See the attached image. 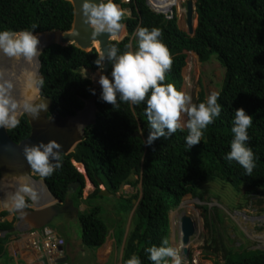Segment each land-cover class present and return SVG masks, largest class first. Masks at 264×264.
Here are the masks:
<instances>
[{
	"label": "trees",
	"instance_id": "trees-1",
	"mask_svg": "<svg viewBox=\"0 0 264 264\" xmlns=\"http://www.w3.org/2000/svg\"><path fill=\"white\" fill-rule=\"evenodd\" d=\"M167 1L159 0L163 4ZM176 1L180 6V1ZM115 2L122 8L131 9V17L123 24L128 34L137 25L161 28L162 39L172 57L164 83H173L182 90L187 52L196 54L200 63L208 62L215 55L225 69L218 98L221 113L203 130L201 142L190 150H186L184 143L186 128L177 129L167 139L158 138L152 146L144 145L143 139L147 135L144 105L121 103L119 108L113 109L98 99L99 88L95 96L94 124L85 128L82 141L71 153L60 156L61 167L44 178L54 198L61 203L71 198L75 207L82 199L85 176L77 171L73 161L83 164L86 176L95 187L84 200L89 205L95 199L108 200L100 194V181L112 197L125 184L137 189L134 186L140 183L137 194L118 201L120 211L127 215L135 207L133 200H138L124 259L135 253L142 264H151L144 248L159 245L162 239L170 243V211L188 194L202 200L198 190L200 184L218 180L230 184L239 193L245 189L247 195L253 193L264 197V0H195L197 26L192 36L179 28L175 16L166 19L153 12L146 0ZM173 5L175 0L169 1L166 11ZM73 21L74 8L68 0H0V29L20 30L36 24L34 34L52 30L67 32ZM123 34L115 38L120 39ZM128 39L113 41L110 45L117 43L122 50ZM98 53L94 48L84 51L75 45L59 44L43 50L39 59L44 84L39 90L41 97L51 99V113L74 116L84 109L86 101L92 99L89 88H93V82L88 76L82 77L84 69L96 71L92 61ZM204 99L202 89L197 103ZM236 108H243L253 117L247 143L257 159L251 176H245L236 162L223 159L229 150L230 122ZM19 120L17 127L8 130L15 143L31 134L27 116L22 115ZM141 129L144 131L140 132ZM134 176L138 179L130 182ZM73 183L79 185L71 193L68 186ZM102 210L101 205L95 204L77 216L82 228V242L91 249L101 247L109 231ZM7 215V211L0 212V219ZM12 226V222L0 221V258L6 254L5 244L9 239V234L2 237L1 232H7ZM211 246L207 245L208 248ZM232 251H227L222 264H264V250L251 249L238 254ZM213 264L219 263L213 261Z\"/></svg>",
	"mask_w": 264,
	"mask_h": 264
},
{
	"label": "clouds",
	"instance_id": "clouds-1",
	"mask_svg": "<svg viewBox=\"0 0 264 264\" xmlns=\"http://www.w3.org/2000/svg\"><path fill=\"white\" fill-rule=\"evenodd\" d=\"M130 1L125 2L123 0L122 2L130 3ZM120 6L115 0H81L79 12L82 21L92 29L93 36L106 33L108 36L115 37L121 30L122 24H127V22L121 23L125 10ZM147 6L153 12L162 14L165 17L166 13L171 12L173 17H176L180 28L175 5L171 6L168 11H161L156 9L149 0ZM194 13L196 15V25L194 28H196L197 14L196 12ZM36 27V24H32L30 28L20 30L0 29V53L10 61L23 62L27 66L38 63L37 58L40 56L41 51L38 47L40 43L39 34H34L33 32ZM49 32L61 33L62 31L52 30L46 33ZM185 32L187 33L188 31ZM127 37H124L123 40ZM190 53L194 54L193 52ZM195 56L197 57L196 54ZM105 62L110 65V72L108 74L103 72ZM92 63L96 66L98 73L96 83L100 86L98 97L100 101L110 104L113 109L119 108L121 103H126L129 106L144 105L143 112L147 120V135L143 139L144 145L152 146L158 138L167 139L177 129L184 127L187 129V134L184 137L185 148L186 150H190L192 146L201 142L203 130L212 124L221 113L222 105L218 103L220 96L218 91H211L204 100L193 103L190 94L177 89L173 83H164L165 74L170 70L172 65V57L168 46L162 39V30L159 27L137 25L127 42L124 43L122 50L117 43L106 46V50L103 49L98 53ZM83 71L84 75L82 78H87L86 69ZM43 84V78L34 71H27L21 76L9 77L0 75V128L17 127L20 123L18 116L21 112L28 114L35 120L39 118L42 112L47 110L48 101L46 97H41L40 93V97L33 95V92L39 91ZM89 92L95 94L96 90L89 88ZM182 117H186V119H183V123ZM230 123L232 135L228 145L229 150L224 154L223 159L229 163L236 162L243 169L245 176H251L253 169L256 167L257 159L252 147L247 143L250 139L248 129L253 123V117L247 114L243 108H236ZM143 131L141 129L140 132ZM60 148L61 145L54 139H50L47 142L40 140L36 143L24 145L23 154L27 165L37 174L31 175L35 180L50 177L55 170L61 167ZM73 165L75 166V164ZM80 173L83 174L82 172ZM84 173L86 176V172ZM6 199L9 205L6 211L8 214H12L14 218L19 219L12 212L23 216L25 215V208L30 210L35 209L28 207V202L38 201L40 193L31 184L17 180L14 189L6 194ZM135 201L138 203V200ZM63 204H60V208ZM76 208L79 213V208ZM17 229L16 226L13 227V231L17 232L16 236L22 231H26L27 233L32 229L41 228L29 227ZM6 234L9 233L1 232L2 237ZM9 240L10 238L5 244L6 254L9 252ZM63 247L60 248L61 253ZM183 248L181 244L180 249L183 250ZM143 251L146 253V259L151 264H186V259L182 255L183 251L181 253L167 239H162L159 245H151L144 248ZM183 254L185 255V253ZM55 260L51 262L54 263ZM122 264H142V262L140 257L134 253L127 259H124Z\"/></svg>",
	"mask_w": 264,
	"mask_h": 264
},
{
	"label": "rangeland",
	"instance_id": "rangeland-1",
	"mask_svg": "<svg viewBox=\"0 0 264 264\" xmlns=\"http://www.w3.org/2000/svg\"><path fill=\"white\" fill-rule=\"evenodd\" d=\"M169 1L171 0H168L165 4H163L160 3L159 0H152V4L158 10L164 11ZM179 1L180 6L175 0V6L177 9L176 16L179 20L180 28L188 31L186 23V3L188 0ZM192 1L194 2V0ZM122 9L125 10L123 19L124 22H126V20L131 17V9L129 7ZM193 19L195 26V13ZM121 33L124 34L120 39L113 37L115 39L112 40H122L126 36L129 38L132 32H129L128 34L126 27L123 25ZM44 39L45 36L44 38L39 37V41L41 40L40 43H43ZM60 40V35L55 34L53 41L58 43ZM94 47L97 51H99L98 42L94 43ZM1 56L4 57V55L0 53V69L4 66V60H1ZM187 56L186 65L182 71L185 78L182 90L191 95L193 103H197L199 93L202 89L205 93V97L211 91L219 92L223 86L225 69L221 66L216 56H212L207 63H200L195 54L190 52L187 53ZM86 72L87 76L94 84V80H96L94 76L97 74L96 71L92 73L86 70ZM97 84H95L96 88L98 86ZM85 105L87 111L86 109L83 110L90 116V113L93 112L94 109L89 107L88 102ZM49 114L48 116H51L52 113L50 112ZM183 119H186V117H182V123ZM72 164H74V162H72ZM78 167L79 166L75 167L77 171L82 172ZM82 173L85 176V173ZM14 179L11 177L4 179L0 183V190H8V193L11 192L16 185V180ZM137 179V177H134L130 180V182H134ZM137 185L138 188L136 189L130 184H126L122 186L115 197L108 198V200H104V202L100 199H95L92 201L91 205L102 204V218L106 223L111 225V227L114 228L113 225L117 226V222H119L118 224L125 223L124 226L127 227L128 225V228L131 231L133 228L134 210L127 217L124 215L126 220H123V213L120 211L121 203L118 201L121 198L137 194L138 189L140 188L139 184H136L134 187ZM100 188H104L103 185H101ZM198 188L199 194L202 196V200L188 194L182 198L180 206L170 211V244L177 247L181 253L182 250L180 249L181 244L179 241V221L185 213H188L192 217L194 233L191 238V242L186 246V250L188 252L187 255L182 253L186 259V264H213V261L222 264L225 261V257L228 254L227 251L229 249L233 250L232 252L234 254L235 252H237L236 254L243 251L245 252V250L264 249V197L253 193L247 195L245 194V189H242V192L239 193L235 191L230 184H225L223 182H219L218 180L215 182L213 181L200 184ZM94 189V185L85 176V186L82 192V199L79 200L82 211L91 206L84 200ZM5 201H7V199H5ZM135 204H137V202H135ZM53 208L57 210L58 206H53ZM64 214L62 213L61 215H57L56 212V215L52 218L48 226L52 230L63 235V237L68 241L73 238L74 234L81 240L82 228L79 218L70 217L73 216L71 213H68V215L67 213ZM64 216H66L67 219ZM211 240H213V243ZM207 245L212 246L211 248H208ZM241 247H244V249H240ZM0 260L14 264L9 253L5 254L4 257L0 258Z\"/></svg>",
	"mask_w": 264,
	"mask_h": 264
},
{
	"label": "water",
	"instance_id": "water-1",
	"mask_svg": "<svg viewBox=\"0 0 264 264\" xmlns=\"http://www.w3.org/2000/svg\"><path fill=\"white\" fill-rule=\"evenodd\" d=\"M71 2L74 8V21L72 24L71 30L67 32H61V40L58 43H48L46 46H44L41 49V52L44 48L47 46H50L52 44H59L62 46H68V45H75L81 50L88 51L94 47V43L99 44V53L105 49L106 46H110V42L115 41L112 40L113 36H108V34L103 33L99 34L97 36L92 35V29L89 25L84 23L81 19L80 12H79V6L81 3V0H68ZM195 2L192 0H188L186 3V12H187V25H188V34L193 35L194 34V12H195ZM122 28L119 31V33L116 36H119L121 34ZM46 33V32H45ZM54 33V32H49ZM123 40V39H122ZM96 49V48H95ZM40 52V54H41ZM39 54V55H40ZM38 74L43 78V76L40 73V59L38 56ZM110 65L105 62V67L103 69V72L105 74L109 73ZM95 79L98 78V74H95ZM93 88L96 90L95 94H93L92 99L89 101H86L85 104L88 102L91 103L93 106V112H92V119L87 122L84 126L81 127V132L79 134H76V127L69 123V120L72 118H75L79 115L80 112H83L86 109V105L84 107V110H79L76 115L74 116H66L62 117L58 112H54L51 114V116H48L50 113V109L52 106V101L49 98H46L48 101V108L43 113L40 114L38 119H32L28 114L22 113V115H26L31 127V134L28 138H25L21 140L19 143H15L8 135V130L11 128H0V182L2 181L4 174L11 172L10 177L16 178L20 181L21 178V171H24V175L27 176V178L33 179L37 182H43L44 186L48 190L51 198L53 201H55V198L51 194L50 190L48 189L46 182L44 179L35 180L32 175V170L27 165V162L25 160L24 154H23V147L25 144H32L36 143L40 140H43L44 142H47L50 139L56 140L60 145V156L61 155H68L71 153L76 145L80 143L84 137V131L85 128L91 124H94L95 122V115L97 113V108L95 104V96L97 94V90L100 88V86L96 83V80H94ZM95 84H97V88L95 87ZM40 93V90L38 91V94ZM19 117V118H20ZM138 135V134H136ZM15 180V179H14ZM100 184L102 185V182L100 181ZM79 185V183H73L68 186L70 192H74L76 190V187ZM103 196H111V193L103 188L100 192ZM136 201L133 200V203ZM182 203V202H181ZM181 205V204H180ZM65 211H70L73 215H77L78 210L74 206V202L71 199H68L64 202V204L61 207ZM60 211V210H59ZM58 209L55 210L53 206H47V207H40L35 209H24L25 215L21 216L16 212L14 215H17L21 221H25L26 223L29 221V223H33L34 227L37 228H43L45 226H48L52 218L56 215V212L58 214ZM189 217L182 216L180 218V228L183 232V236L181 238V244L184 247L183 253L187 255L186 246L190 243L189 237L193 235L194 229L192 227V223L189 220ZM28 224V223H27ZM32 225V224H31ZM62 250V249H61ZM264 250V249H263ZM67 261V257L56 259L53 264H63Z\"/></svg>",
	"mask_w": 264,
	"mask_h": 264
},
{
	"label": "crops",
	"instance_id": "crops-1",
	"mask_svg": "<svg viewBox=\"0 0 264 264\" xmlns=\"http://www.w3.org/2000/svg\"><path fill=\"white\" fill-rule=\"evenodd\" d=\"M33 175H37L34 172H32ZM16 180V178H15ZM89 180V179H88ZM140 185V184H139ZM138 188V185H137ZM140 189V188H139ZM138 189V190H139ZM8 190H0V212L2 211H6L8 210L9 206H5V199H6V194ZM94 191V190H93ZM91 191L86 198L93 192ZM108 198H111L112 196H105ZM85 198V199H86ZM71 199V198H69ZM74 202V201H73ZM60 204L59 201L55 198V201L50 200L49 201H43V202H28V207L30 208H36L38 206L41 207H47V206H58V214L57 215H61L62 213H68L70 214V211H65L62 208H60ZM102 205V204H99ZM79 211L81 212L82 209L80 208V205L78 206ZM135 208H133L129 214L131 212H133ZM129 214L125 215L123 214V220H126L125 217H127ZM65 215V214H64ZM71 215H73L71 213ZM125 215V217H124ZM70 216V215H69ZM66 218V216H64ZM68 217V216H67ZM72 218L77 217V215H73L70 216ZM67 219V218H66ZM0 221H8V222H12L13 226L10 230H8L6 233H11L10 234V240L8 242V246H9V254L11 257V260L14 262V264H53V262L47 260L44 256L42 257V255L39 252H35L32 251L30 249H28V242H26L29 237H24L23 240H20V237L18 238L16 235L17 232L13 231V227L16 226V229H25V228H32L34 227L33 223H29V221L26 223L24 220L21 221V219H17L14 218L12 214H8L6 217L0 219ZM117 222V226L113 225V227H111V225H109L108 223H106L108 225L109 231L106 237V241L105 243L99 247V248H95V249H91L88 248L87 246H85L82 242V239L80 240L78 237H76V235L74 234L73 238L70 239L69 241L63 237V235L57 233L60 237H62L65 241V245L62 249V257H67V264H122V261L124 259V255H125V250H126V246H127V242H128V238L130 235V229L124 226L125 223H120ZM26 226V227H25ZM120 226V227H118ZM48 228H50L48 226ZM17 229V230H19ZM51 229V228H50ZM7 247V246H6ZM16 249V252H15ZM1 264H10L7 262H3L1 261ZM88 262V263H87Z\"/></svg>",
	"mask_w": 264,
	"mask_h": 264
},
{
	"label": "bare ground",
	"instance_id": "bare-ground-1",
	"mask_svg": "<svg viewBox=\"0 0 264 264\" xmlns=\"http://www.w3.org/2000/svg\"><path fill=\"white\" fill-rule=\"evenodd\" d=\"M167 6H168V4H167ZM167 6H166V8H165L164 11H166ZM44 36H45V39L43 40V43H39V45H38L40 51L48 43H56V42L53 41L55 34L43 33V34H39L38 35V37H41V38H44ZM1 60H4V63H3L4 66H3L2 69H0V74L3 75V76H9V77H12V76H21L23 73H25L27 71H34V72H36L38 74V65H39V63H36L34 65H31V66H27L23 62H13V61H10L5 56L4 57L1 56ZM33 95L34 96H38V91L37 92H33ZM89 107L91 109H93V106H92L91 103L89 104ZM86 111H87V109H86ZM86 111L80 112L77 117L72 118V119L69 120V123L72 124V125H74L76 127V134H79L81 132V127L84 126L87 122H89L92 119V112L90 111L91 113H90V116H89V115H87V112ZM43 113L44 112H42L41 114H43ZM21 114H22V112L19 114L18 118L20 117ZM74 164H75L76 167L79 166L78 168L80 169V171L85 172L84 171V167H83L82 164H78V163H75V162H74ZM20 171H21L20 181L27 182V183L31 184L40 193V199L38 200V202L36 201V203L43 202V201H49L50 202V200H52V198H51L48 190L44 186L43 182H37V181H34V180L30 179V178H27V176H25L23 174L24 171L23 170H20ZM11 174L12 173L9 172V171H8V173H5L2 181L4 179L10 178ZM11 178L14 179V177H11ZM5 206H9L8 205V202H6V205ZM183 216L190 218L189 220L191 221L192 227H193L192 217L188 213H185ZM193 229H194V227H193ZM182 236H183V232L181 231V228H180L179 229V241H181ZM192 236L193 235H191L189 237L190 242H191Z\"/></svg>",
	"mask_w": 264,
	"mask_h": 264
},
{
	"label": "built area",
	"instance_id": "built-area-1",
	"mask_svg": "<svg viewBox=\"0 0 264 264\" xmlns=\"http://www.w3.org/2000/svg\"><path fill=\"white\" fill-rule=\"evenodd\" d=\"M126 1L129 0H125V2ZM165 15L167 19L173 17L171 12L166 13ZM17 237H20V240H23L24 237H29L26 241L28 242L27 248L41 253L42 257L44 256L50 261L61 257L62 254L60 252V248L65 245V240L48 227L32 229L25 234L20 232Z\"/></svg>",
	"mask_w": 264,
	"mask_h": 264
},
{
	"label": "flooded vegetation",
	"instance_id": "flooded-vegetation-1",
	"mask_svg": "<svg viewBox=\"0 0 264 264\" xmlns=\"http://www.w3.org/2000/svg\"><path fill=\"white\" fill-rule=\"evenodd\" d=\"M147 4H149V0H147V2H146ZM176 9V8H175ZM176 11V10H175ZM22 233H26V231H22Z\"/></svg>",
	"mask_w": 264,
	"mask_h": 264
}]
</instances>
